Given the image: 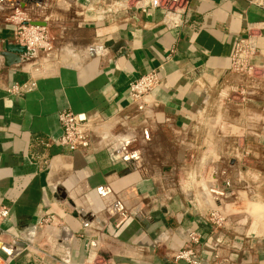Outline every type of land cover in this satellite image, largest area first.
<instances>
[{
	"label": "crops",
	"instance_id": "1",
	"mask_svg": "<svg viewBox=\"0 0 264 264\" xmlns=\"http://www.w3.org/2000/svg\"><path fill=\"white\" fill-rule=\"evenodd\" d=\"M22 1L0 0V44L15 43L7 19ZM54 1L35 7L36 16ZM67 1L62 20L90 32L74 60L13 95L8 88L34 75L33 63L8 65L0 56V209H9L0 242L25 245L5 264H185L173 256L191 233L200 236L203 264H264V85H245L230 70L236 41L252 25L261 26L254 60L264 65V0H192L180 28H167L160 10ZM108 40L121 45L106 49ZM155 69L161 83L151 107L139 110L131 83ZM224 85L233 93L241 87L242 98L211 101ZM63 110L107 120L92 149L58 144ZM231 148L242 151L238 165L249 171L251 157L263 162L254 170L259 187L223 173ZM210 210L225 215L222 229L203 218ZM75 212L105 224L84 227Z\"/></svg>",
	"mask_w": 264,
	"mask_h": 264
},
{
	"label": "built area",
	"instance_id": "2",
	"mask_svg": "<svg viewBox=\"0 0 264 264\" xmlns=\"http://www.w3.org/2000/svg\"><path fill=\"white\" fill-rule=\"evenodd\" d=\"M192 0H115L111 6L116 9H135L141 13L160 10L163 12L162 23L167 28H180L184 24V16ZM119 5V8L116 6ZM29 10L18 8L7 19L15 26L13 39L18 44L34 49L37 54L53 50L55 37L48 26L30 25L28 22ZM252 25L247 28L246 34L239 36L231 57V73L242 78L245 85L254 84V80L264 81V65L255 62L259 50L255 33L261 26ZM258 29V30H259ZM37 63V62H35ZM34 63V64H35ZM38 64L30 67L34 75L26 81L13 83L8 92L13 95H22L33 91L37 87V75L43 74ZM161 78L158 70H152L136 78L130 86V97L139 110L151 107V94L160 85ZM63 134L58 144L70 151H89L94 145V136L102 132L107 120L101 115L90 116L85 113H76L72 110H63L59 114ZM9 214L7 207L0 209V218ZM203 218L213 224L218 230L226 224V217L217 210H210L203 214ZM121 221L118 223L120 225ZM200 236L196 233L189 235V243L180 249L173 257L176 261L185 264H203L196 251Z\"/></svg>",
	"mask_w": 264,
	"mask_h": 264
},
{
	"label": "rangeland",
	"instance_id": "3",
	"mask_svg": "<svg viewBox=\"0 0 264 264\" xmlns=\"http://www.w3.org/2000/svg\"><path fill=\"white\" fill-rule=\"evenodd\" d=\"M54 2H55L54 5L56 6H54L52 9L50 8L51 10L48 13H46L45 15H41L40 17H38V15L36 16V13H34L35 10L34 6H31L28 9H26L29 10V14H28L29 23L31 21H36V20H41V21L45 20L53 25V26H48L51 30L52 35L56 39L53 50L47 52H41L37 54L35 58L31 59V62L33 63L32 65L34 66L35 64H38L37 67L41 68L40 71L42 72H46L47 69H49L52 65H58V64L70 62L73 59L71 55L73 54L75 55L81 52L83 49H85L83 46L86 43L85 41L88 40V36L90 34L89 30L83 31L80 27L77 28V26H74L72 24V21L69 22L66 20H62V19H67L70 14L69 13L71 10L70 2H68L67 0H61L60 3L58 0ZM110 2L111 1H108L107 4H110ZM52 5L53 4H51V6ZM57 6L62 9H56ZM74 6H75L74 7L75 10L77 11H79L81 9L80 7H82L81 4L78 3L74 4ZM116 7L119 8V5H117ZM93 9L95 10V7L92 5L91 10L93 11ZM13 13L11 15H13ZM81 19H83L82 16H80L79 18L77 17V21L80 23L82 22ZM95 19H97V17H95ZM13 34H14V30H13ZM261 77L262 76L260 77L258 76L259 79L254 80L252 83L259 84L260 82H262L264 85V81ZM240 79L241 82H244L242 78ZM227 87H228L227 85H224L219 90L220 92L218 96L216 94L214 99L212 98L211 101H215L218 104L224 105L228 102L239 101L242 98L243 95L241 94L242 92L241 87L239 91L234 89L235 90L234 93L231 92V88H229L228 91ZM227 151L228 150H226V153ZM228 156L229 158L235 159L236 162L234 165H231L230 161H225V164L223 165H221V163L219 164V166L224 167V172L226 176L228 175V173H230L229 171H227L228 169L231 170V172L234 175V178L238 180L240 186H246L247 183H245L244 180H247L248 178L251 186H257V187L260 186L259 183L260 177L257 175L258 172H254V170L263 168V162H260L258 158H254V157L250 158L248 156V158H250L249 166L251 167L249 171L248 170L249 168L247 166L238 165L239 160L243 158L241 150L236 148L234 149L231 148L228 151ZM248 172H249V177H247Z\"/></svg>",
	"mask_w": 264,
	"mask_h": 264
},
{
	"label": "water",
	"instance_id": "4",
	"mask_svg": "<svg viewBox=\"0 0 264 264\" xmlns=\"http://www.w3.org/2000/svg\"><path fill=\"white\" fill-rule=\"evenodd\" d=\"M59 3L61 2V0H58ZM46 5L45 0H23L22 3L18 2L15 6L12 12H14L16 9L21 8V9H28L30 6H34L36 8L39 9H44ZM29 24L32 25H38V26H53L51 23H48L47 21H41V20H36V21H31ZM121 43H116L114 40H108L107 42H105L103 44L104 48H113L114 50L120 46ZM89 52L90 55H95L96 54V48L91 46L89 47ZM0 56H3L6 60V63L8 65H13V64H18L21 62H26L28 60H31L33 58H35L37 56V53L34 49H29L26 46H23L21 44L18 43H11L9 42V40H5L0 44ZM236 162L235 159H231L230 160V164L234 165ZM131 171V167L126 168L125 170H123V172L121 173V175H125L128 174ZM225 173V172H223ZM214 178H216V176H214ZM211 189H213L214 187H210ZM58 190L61 191V188L58 187ZM65 194H62V197H64ZM111 215H116V212H112ZM75 217L80 216V218L83 219L82 221V225L84 227H88L90 225V223L96 219V221L101 224L104 225L105 221L97 218L96 216L94 217L93 214H81L80 212H75L74 213ZM189 243V239L186 242V244ZM185 244V245H186ZM25 245L20 244L18 242L12 243V244H3L0 242V264H5V261L9 258V257H15L17 254H19L22 251V248H24ZM103 255L106 258H109V256L105 253H103Z\"/></svg>",
	"mask_w": 264,
	"mask_h": 264
},
{
	"label": "bare ground",
	"instance_id": "5",
	"mask_svg": "<svg viewBox=\"0 0 264 264\" xmlns=\"http://www.w3.org/2000/svg\"><path fill=\"white\" fill-rule=\"evenodd\" d=\"M219 122V121H218Z\"/></svg>",
	"mask_w": 264,
	"mask_h": 264
}]
</instances>
